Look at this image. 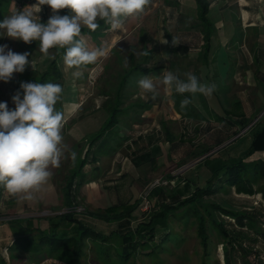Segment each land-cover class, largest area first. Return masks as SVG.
I'll return each mask as SVG.
<instances>
[{
	"label": "rangeland",
	"instance_id": "rangeland-1",
	"mask_svg": "<svg viewBox=\"0 0 264 264\" xmlns=\"http://www.w3.org/2000/svg\"><path fill=\"white\" fill-rule=\"evenodd\" d=\"M209 1L211 9L208 12V17L215 23L216 32L211 40L208 67L202 65L204 61L197 52L188 50L189 48L196 49L202 45L200 28L196 25L197 5L195 0H180V2L178 0H155L154 5L147 7L145 16L143 13L139 18H131L123 25L122 35L111 39L106 47L107 55L99 58L95 64L81 66L77 69L75 67L67 68L64 61L62 62L65 81L67 84H71L72 100L77 104L73 113L67 116L62 129V134L66 133L69 141L64 144L67 146L66 158H62L59 168H50L52 178L49 184L55 185L56 189L52 195L43 197L42 194L45 193L43 189L40 196L37 193L36 199L27 201L11 196L3 187H0V264L33 263L28 254L17 248L20 245L19 241L15 242L14 246H12L14 242L10 243L9 248L11 249L6 247L9 242L7 240L11 238L6 222L16 218H33L39 220V225L45 228L48 226L46 218L57 216L67 210L63 205L62 188L72 167L73 160L70 152L80 153L84 149L86 141L99 130L105 118L110 114L106 101L112 99L117 92L119 82L130 69L132 61L135 59L136 62L145 63V44L152 47L151 59L146 63L161 66L157 74H152L149 77L153 78L157 84L159 93L157 97H161L163 108L151 115V123L145 125V133L136 140L135 144L119 148L121 150L117 160L102 159V162L94 167L93 164H87L84 167L86 179H95L97 174L100 175V178L107 174L109 175L107 178L112 179L116 171H111V168L116 169L122 166L121 157L130 158L134 153L151 145H160L164 150V155L153 163L152 171L145 172V165L137 169L139 174L145 172L147 175L144 180H138L135 183V186L138 187L137 208L133 212L132 219L135 224L138 221H143L150 214L151 210L145 211L144 209L143 199L157 180L166 183L162 185L164 194H166V196H162V199L175 204L173 200L167 198V195L171 193L175 177H183L189 173L191 168L196 167L198 186L203 187L207 179L211 177V173L200 166L203 161L199 163L201 159L215 155L218 151H224V157L242 155L251 141L249 128L256 123L264 125V85L260 81L264 75V0ZM35 3L36 0H2L0 22H3L5 17L14 12L22 11L26 6ZM225 4L227 6L223 8L222 6ZM43 7L45 23H47L52 15V10L47 5ZM179 13L188 17L184 23L176 20ZM59 14L71 15L68 9L61 10ZM0 30L2 33L5 31ZM3 34L5 36H1L0 46L7 45L6 51L10 49L16 53H30L28 59L34 62L35 69H32L31 63L26 68L30 70L31 76H36L35 73L42 70L47 59L52 58L55 54L53 48L49 49L47 56L42 54L39 51V41L26 44L21 40L8 37L5 32ZM173 37L174 41L179 44H173ZM163 40H166L167 43H162ZM88 46L90 49L95 48L91 44ZM76 71L81 72L79 77L73 76ZM167 71L177 74L182 80H186L185 73L194 74L201 83L215 84L216 90L211 96L187 93L191 103L185 108H181V101L185 99L186 93H177L174 88L167 90L159 82L162 80V74ZM143 77L145 76L138 71H132L121 88V96L115 104L125 111L120 112L111 129L110 135L114 138L118 133L119 135L125 134L124 132L120 133V130L123 127L127 128L129 119H135V116H138L134 113L130 114L129 111L136 109L135 112L138 113L137 107L127 108V106L130 107L132 102L136 101L135 91L146 95L138 86V81ZM63 97L65 96L62 92L60 100L55 105L56 109L62 112L64 109ZM125 101L126 103L122 104ZM8 108L10 110L12 106ZM164 112L167 115L166 121L158 123ZM220 116L231 121L245 116L250 119V124L243 129L233 125L225 128L218 121ZM230 131L239 133L236 136H229ZM218 139H225V141L220 146H216L215 142ZM204 151L206 153L201 156ZM261 158L263 161L264 150L256 151L245 161ZM191 164L193 166L190 167ZM107 166L111 167L108 169L110 173L104 171ZM188 167L190 168L187 169ZM134 171L131 166L127 174H132V176L129 175L126 179L127 184H130L132 177H135ZM87 181L76 185V210L92 212L97 211L99 207L107 206L106 195L99 184L96 181ZM262 183L264 184V181ZM262 183L253 188L254 194H239L233 188L229 192L220 190L211 195L210 199L230 207L239 214L250 212L255 216L263 215L262 222H264V192L261 191L264 185ZM227 187H225L226 190ZM180 214L177 218L180 217ZM225 219L227 222L234 223V219L226 217ZM175 220L177 223L178 219L175 218ZM177 224H173L168 237L170 243L172 242L176 248L170 244L167 246L166 242H161L158 248L153 249L152 253L132 254L133 257L131 256L126 264H134V261H136L135 264H199L201 248L195 228L193 226L185 228V219ZM246 231L250 235L249 231ZM178 243L181 244L177 247ZM256 246L264 251L263 243L259 242ZM168 247L172 250L169 251ZM223 249L222 245H218L215 249L212 264H224ZM115 254L111 253L108 256L102 254L101 263L93 260L95 255L89 251L90 258L86 264H124L125 261ZM69 258V252H65L55 260V263L67 264ZM215 259L219 262H215ZM42 261L41 263L46 264L54 260L45 258Z\"/></svg>",
	"mask_w": 264,
	"mask_h": 264
},
{
	"label": "trees",
	"instance_id": "trees-1",
	"mask_svg": "<svg viewBox=\"0 0 264 264\" xmlns=\"http://www.w3.org/2000/svg\"><path fill=\"white\" fill-rule=\"evenodd\" d=\"M195 2L197 5L196 25L200 28L202 45L199 46L200 48H189L188 50L197 52L198 56L204 61L202 65L208 67L212 46L211 40L215 32V25L208 17L211 3L209 0H195ZM154 3L155 0H151L149 6L154 5ZM226 4L222 7L225 8ZM43 16L40 17L42 23H44ZM186 19L188 17L183 13H179L176 17V20L182 23ZM127 20L128 18L124 20V23ZM97 22L100 26L95 31L82 26L81 37L87 41V44L94 45L95 48L106 49L113 36L119 33V30H111L110 24L105 23L103 20L98 19ZM148 46L145 49V63L136 62L135 59L132 61L131 66H129L130 69L119 82L117 92L112 99L106 101L110 114L104 124L88 139L83 155L76 156L75 161H72V167L62 188L63 205L67 210L57 216L46 218L48 226L45 228L39 225V220L33 218H16L6 222L11 234L6 247L9 248L12 242H14L12 244L14 246L15 242L19 241L20 245L17 248L29 255L32 264H43L41 262L45 258L54 260L46 264H62L55 263V260L65 252H69L70 257L67 264H86L90 258L88 256L89 251L95 255L93 260L101 263L102 254L108 256V254L116 253L126 264L132 254L146 255L152 253L153 249L158 248L161 242H166L167 246L170 244L175 247L172 242L170 243L168 237L172 231L171 228L174 226L173 224L178 225L177 223L183 219H185V228L188 226L195 228L201 248L199 264H212V256L218 245H222L224 248V264H264V251L256 246L259 242L264 244L263 215L255 216L250 212L239 214L230 207L210 199L211 195L220 190L229 192L233 188L239 194H254L253 188L264 181V160L262 161L261 158L245 161L256 151L264 150V125L256 123L249 128L251 141L242 155L224 157V151H218L215 155L206 156L202 159L203 161H199V163L202 161L200 166L211 173V177L207 179L203 187L198 186L196 167L189 170L194 178L188 176L189 173L183 177H175L171 193L167 195V198L173 200L175 204L162 199V196H166L162 185L153 186L146 195L151 212L143 221H138L135 224L132 222L133 212L137 208V199L132 197V193H130L131 183L127 184L126 180L122 178L120 180L119 178H112L103 181L104 188L110 195L117 193V191L120 193L118 196L114 194L116 199L114 204L105 209H97V211L92 212L76 210V185H81L86 180L84 167L87 164H93V167L96 166L95 164L105 148L116 151L124 141L123 136L119 135L118 132L117 138H114L110 133L120 112L125 111V109L119 108L120 106L115 102L121 96V88L126 83L127 76L132 71H138L143 76L149 77L152 74H157L161 69L158 64L146 63L151 59L152 53V47L149 48ZM53 49L55 50L54 57L47 62L44 70L37 73L36 76H25L23 81L19 80L15 83V91L21 92V98H23V91L20 85L24 82L53 83L60 84L63 87L64 71L62 62L66 49ZM260 81L264 85V75ZM134 94L137 96L136 101L132 102L133 104L130 107L127 106V108L137 107V118L145 110L159 102L157 98L154 100L150 97L146 100L141 99L139 91H135ZM185 98H188L187 93ZM138 101L139 103H137ZM125 103L126 101L122 104ZM218 121L225 128L233 125L243 129L250 124V119L244 116L235 121L220 116ZM238 133V131H230L229 136H236ZM224 141L225 139H218L215 145L220 146ZM151 153L134 156L132 158L133 165L140 166L154 160L155 157ZM205 153V151L202 152L201 156ZM114 182H116L115 185H113ZM111 183L112 185H110ZM225 187H227V190ZM261 191L264 192V187ZM123 192H125V195H122ZM179 214L180 217L177 218ZM225 217L234 219V223L227 222ZM175 218L178 219L177 223H175ZM103 222L117 223L119 226L116 229L106 228V230L100 231L98 230V223L101 225ZM244 229L245 231H243ZM246 230L249 231L250 235ZM180 244L178 243L177 247ZM169 249V251L172 250ZM214 261L219 262L217 259Z\"/></svg>",
	"mask_w": 264,
	"mask_h": 264
},
{
	"label": "clouds",
	"instance_id": "clouds-1",
	"mask_svg": "<svg viewBox=\"0 0 264 264\" xmlns=\"http://www.w3.org/2000/svg\"><path fill=\"white\" fill-rule=\"evenodd\" d=\"M151 4V0H36L22 11H16L0 22V29L12 39L26 44L39 41V51L47 56L49 49H66L63 55L67 68L95 64L107 55L104 48L90 49L87 41L81 37L82 26L95 31L103 20L115 31L123 27L126 18H139ZM47 5L52 15L47 23H42L39 13ZM70 10L71 15H60L61 10ZM162 43H167L163 40ZM173 44H179L174 41ZM0 46V81L8 82L14 73H23L29 61L30 53H16ZM80 71L73 73L79 77ZM186 80L171 71L162 74L159 80L167 90L177 93L202 94L211 96L216 90L215 84L201 83L197 76L185 73ZM159 79V78H157ZM143 93H151L156 99L159 94L157 84L151 77L138 81ZM23 91H17L12 97L14 110H9L6 102H0V187L13 197L32 201L40 193L52 176L50 168H59L65 157L62 129L65 115L55 107L63 91L60 84L21 83ZM191 100L181 101L185 108ZM76 152L71 151L73 161Z\"/></svg>",
	"mask_w": 264,
	"mask_h": 264
},
{
	"label": "crops",
	"instance_id": "crops-1",
	"mask_svg": "<svg viewBox=\"0 0 264 264\" xmlns=\"http://www.w3.org/2000/svg\"><path fill=\"white\" fill-rule=\"evenodd\" d=\"M159 2V1H158ZM178 2H180V0H178ZM43 12H44V14H45V11H44V7L42 6V10H41V12L38 14L39 15V17H42L43 16ZM42 14V15H41ZM147 13L145 12L144 13V16L146 15ZM44 17V23H45V15L43 16ZM131 19V17L130 18H128V20H130ZM196 19H197V15H196ZM128 20L123 24V25H125L127 22H128ZM214 25H215V23H214ZM215 27V26H214ZM119 30V33H117V34H115L114 36H113V38L114 37H116V36H121L122 35V31H121V28L120 29H118ZM215 32H216V29H215ZM215 32H214V34H215ZM4 33V32H3ZM2 33V31L0 30V42H1V36H5V34H3ZM214 34H213V36H214ZM112 38V39H113ZM109 45V44H108ZM107 45V46H108ZM149 44H145L144 46H145V49H146V47L148 46ZM149 48H150V45L148 46ZM198 54V53H197ZM54 57V56H53ZM52 57V58H53ZM51 59V57L49 58V59H47V62L49 61ZM47 62H45V64L43 65V68H42V70H44V68H45V66L47 65ZM41 70V71H42ZM40 71V72H41ZM30 70H28L27 68L25 69V71L23 72V73H14L13 74V77H12V79L11 80H9L8 82H4V81H0V102H6L7 103V105H8V107L9 106H12V109H10V110H14V108H15V105H14V103H13V101H12V97H13V95H15V93H16V91H15V83L17 82V81H23L24 80V78H25V76H31L30 74ZM37 73H39V72H37ZM37 73H35V74H37ZM16 74V75H15ZM32 76H35V75H32ZM62 89H63V96H65V97H63V106H64V109H63V113H64V115H65V120L68 118L67 116L68 115H70V114H72L73 113V111L75 110V107H77V104H75L74 102H73V98H72V93H71V84H67V82L65 81V75H64V82H63V87H62ZM139 96H140V98L141 99H144V100H146L148 97H150L151 98V93H148V94H146L145 96L144 95H141V94H139ZM157 99H159V102L158 103H156L155 105H153L151 108H149L148 110H145L142 114H141V116L139 117V118H137L136 116V118L134 119V118H132V119H129L128 121V125H127V128L126 127H123L120 131V133H122V132H124L125 134H121V136H123V139H124V141L122 142V146H120L119 148H123V147H126V145H129V144H135V142H136V140L139 138V137H141L142 135H143V133H145V130H144V128H145V125L147 124V123H151V120H152V118H151V115H153L154 114V112L155 111H157V110H161L162 108H163V104H162V99H161V97H156ZM11 104V105H10ZM136 110V109H135ZM135 110H129L130 111V114L131 113H134L135 115H138V113L137 112H135ZM138 111V110H137ZM129 114V115H130ZM129 115H127V116H129ZM129 117H131V116H129ZM245 117V116H244ZM107 118V117H106ZM106 118H105V120H106ZM162 119H159V121H158V123H163V121H166L165 119L167 118V115H166V113L164 112V113H162V117H161ZM246 118H248V117H246ZM105 120H104V122H105ZM104 122H103V124H104ZM102 124V125H103ZM101 125V126H102ZM74 129V128H73ZM100 129V128H99ZM63 135V137H64V140H63V143L64 144H66L65 142H67L68 141V138H67V136H66V133H64V134H62ZM68 135V137H69V135H70V133L69 134H67ZM125 137H126V139H125ZM88 141V140H87ZM87 141H86V144H85V146H84V149L82 150V151H80V153H78L76 156H78V155H83V152H84V150H85V148H86V146H87ZM69 142V141H68ZM113 147H114V145H113ZM119 148H117V150L116 151H110L108 148H105L103 151H102V154H101V156L99 157V159H98V162L95 164V165H99L101 162H102V159H112V161H114L115 159L117 160V158H119V154H120V150L121 149H119ZM152 152V153H151ZM142 153H151V154H153L154 156L153 157H155L154 158V160H151L150 162H147V163H144V164H142V165H145L146 166V171L145 172H150V171H152V169H153V163L155 162V161H157L159 158H161V157H163V155H164V150H163V148L160 146V145H151L150 147H148V148H146V149H144V150H141V151H139V152H136V153H134L130 158H128L127 156H124V157H121L120 158V162H121V164H122V166L120 167V168H116V169H114L113 167L111 168V171H116V174L115 175H113V177H114V179H118L119 178V180L122 178V179H127L128 177H129V175L127 174V172H129V170L131 169V166H132V168H134V173L135 174H133L135 177H132L133 178V180H131V185H130V193H132V197H134V198H137V193H138V191H137V185L135 186V183L138 181V180H144V178H145V176L147 175V173H145L144 172V174H139L138 173V171H137V169H138V167H140V166H142V165H140V166H134L133 165V163H132V158L134 157V156H137V155H139V154H142ZM119 162V163H120ZM110 165V164H109ZM108 165V166H109ZM108 166H107V168L106 169H104V171H106L107 173H110V172H108V169H110V168H108ZM204 168V167H203ZM103 171V172H104ZM84 173H85V171H84ZM114 173V172H113ZM109 175H107V174H104V176L103 177H101L100 178V175L99 174H97L96 175V178L95 179H86V181L87 180H90V181H96V183H98L99 184V186H100V188L102 189V191H103V193L106 195V199H107V202H108V205L107 206H105V207H99L98 209H105V208H107V207H109V206H111L112 204H114L116 201V199H115V195L116 196H118V195H120V193H118V191H117V193L115 192V193H112L111 195L107 192V190L104 188V185H103V181L105 180V179H109V178H107ZM130 176H132V174L130 175ZM188 176H190V177H192V178H194V176L191 174V172H189V174H188ZM198 177V176H197ZM51 178H52V176H51ZM50 178V179H51ZM50 179H49V181H50ZM118 180V181H119ZM125 180H124V182H125ZM49 181H48V183L45 185V187L43 188L44 190H45V193L44 194H42V196L43 197H45L46 195H52V193H55V185H52V184H49ZM174 181H175V179H174ZM87 182H89V181H87ZM115 183L116 182H114L113 183V185H115ZM199 183V182H198ZM49 184V185H48ZM110 185H112V183L110 184ZM127 186V185H126ZM123 188H125V187H123ZM47 189V190H46ZM51 190V191H50ZM50 192V193H49ZM115 194V195H114ZM41 195V193H39V196ZM122 195H125V192H123L122 193ZM48 197H50V196H48ZM119 225L117 224V223H105V222H103L101 225H100V223H98V230H106V228H108V229H116L117 227H118ZM103 232V231H102Z\"/></svg>",
	"mask_w": 264,
	"mask_h": 264
},
{
	"label": "built area",
	"instance_id": "built-area-1",
	"mask_svg": "<svg viewBox=\"0 0 264 264\" xmlns=\"http://www.w3.org/2000/svg\"><path fill=\"white\" fill-rule=\"evenodd\" d=\"M202 160V159H201ZM191 166H193L192 164L190 165V167ZM190 167H188L187 169H189ZM186 169V170H187ZM163 184H166L165 182H163V181H159V180H157L155 183H153V185L149 188V190L153 187V186H158V185H163ZM148 190V191H149ZM148 191H147V193H148ZM147 193L145 194V196H144V199H143V206H144V209H145V211H148L149 209H150V204H149V202L147 201V199H146V195H147ZM77 211H81L80 209H78Z\"/></svg>",
	"mask_w": 264,
	"mask_h": 264
}]
</instances>
